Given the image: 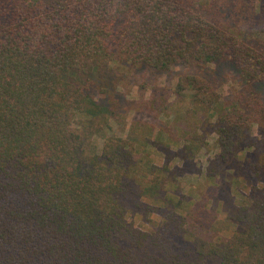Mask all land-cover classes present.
Segmentation results:
<instances>
[{"label": "trees", "instance_id": "16d2710c", "mask_svg": "<svg viewBox=\"0 0 264 264\" xmlns=\"http://www.w3.org/2000/svg\"><path fill=\"white\" fill-rule=\"evenodd\" d=\"M243 1L251 36L212 0H0V264H264V150L240 157L264 142V0ZM113 65L175 75L172 95L190 104L168 139L195 154L215 135L204 181L228 237L183 195L149 230L128 219L133 172L149 173L145 196L166 200V182L130 138L104 133L99 152L88 148L121 116L94 98ZM166 99L149 107L166 114ZM228 170L248 203L234 204Z\"/></svg>", "mask_w": 264, "mask_h": 264}, {"label": "rangeland", "instance_id": "374dc122", "mask_svg": "<svg viewBox=\"0 0 264 264\" xmlns=\"http://www.w3.org/2000/svg\"><path fill=\"white\" fill-rule=\"evenodd\" d=\"M216 6L222 5L230 17H240L247 23V33L251 36L252 22L249 19L252 12V7L249 2L243 0H212ZM246 1V0H245ZM247 3V4H246ZM255 19V18H254ZM177 72H186L187 69H176ZM194 70H192L193 72ZM219 78L221 82L220 93L224 96H230L236 84L231 78L225 76ZM110 83H106L105 92L98 89L100 92L94 91V98L99 105H104L111 109H115V116H121L114 119H108L104 123L103 128L98 132L93 133L88 138V148L90 150L99 152L103 138L102 135H116L123 138H130L134 141L136 149L140 154L139 158H148L152 163L159 167L157 171L163 181L166 182L163 187L164 197L166 200H160L153 194L145 196V190L154 192L155 185L149 183L150 175L143 169V172H133V177L130 178V188L133 191L131 200L127 201L129 220L140 228L151 229L152 222L158 220L160 211L166 207L175 205L177 198L185 196L183 202L187 204L189 210L194 209L195 204L197 207L205 208L206 212L212 210L215 218L216 228L220 229L222 238L228 237L233 230L234 225L228 228L220 221L224 218L222 207L218 206L212 200L215 195L216 187L205 183L204 169L207 164V159L217 152L214 145L215 135L210 134L207 136L208 146L201 148L194 154L180 151L177 143L169 142L168 133H173L175 130V122L172 123L174 117L178 115V120L186 118L185 109L190 103L188 100L179 101L175 99L171 91L175 85V75H158L149 69L138 68H124L116 67L113 65L105 76ZM112 83L116 84L115 89ZM111 86V88H110ZM105 87V86H103ZM163 98L172 102L171 110L167 113H158L149 107V102L156 100L160 103ZM172 113V115H167ZM175 115V116H174ZM76 122H80L82 116L76 114ZM171 126V127H170ZM255 128V127H253ZM253 139L261 141L262 138L257 134L255 129L250 133ZM249 145V142L246 143ZM243 145L240 157L244 158L245 153H253L264 150V142L261 141L260 146H246ZM177 152H184L183 157L177 156ZM186 155V156H185ZM187 157V159H184ZM184 159V160H182ZM230 170L223 173L225 183L229 186L230 197L233 199L234 204L240 205L248 203L247 188L241 178L233 181L230 177ZM148 185V188H146ZM161 190V189H160ZM183 195V196H182ZM221 199L224 194H220ZM212 198V199H211ZM169 200L171 201L169 204ZM187 202V203H186ZM224 203V202H223ZM223 228V229H222Z\"/></svg>", "mask_w": 264, "mask_h": 264}]
</instances>
